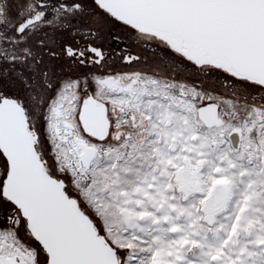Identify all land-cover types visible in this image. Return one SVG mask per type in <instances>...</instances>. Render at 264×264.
Instances as JSON below:
<instances>
[{"label": "snow or ice", "instance_id": "6c2138e0", "mask_svg": "<svg viewBox=\"0 0 264 264\" xmlns=\"http://www.w3.org/2000/svg\"><path fill=\"white\" fill-rule=\"evenodd\" d=\"M0 264H264V0H0Z\"/></svg>", "mask_w": 264, "mask_h": 264}]
</instances>
